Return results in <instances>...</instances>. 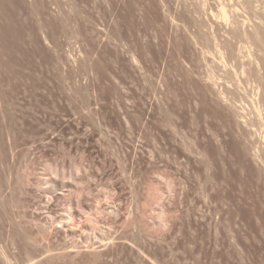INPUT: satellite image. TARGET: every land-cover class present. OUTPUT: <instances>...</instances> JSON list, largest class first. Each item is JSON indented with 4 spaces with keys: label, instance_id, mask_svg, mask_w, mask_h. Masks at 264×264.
Returning <instances> with one entry per match:
<instances>
[{
    "label": "rangeland",
    "instance_id": "374dc122",
    "mask_svg": "<svg viewBox=\"0 0 264 264\" xmlns=\"http://www.w3.org/2000/svg\"><path fill=\"white\" fill-rule=\"evenodd\" d=\"M260 29L264 0H0V264H264Z\"/></svg>",
    "mask_w": 264,
    "mask_h": 264
},
{
    "label": "bare ground",
    "instance_id": "6f19581e",
    "mask_svg": "<svg viewBox=\"0 0 264 264\" xmlns=\"http://www.w3.org/2000/svg\"><path fill=\"white\" fill-rule=\"evenodd\" d=\"M223 8V7H222ZM221 17H222V19H225V22H226V19H227V16H226V12L224 11V9H221ZM231 16V15H230ZM236 19V18H235ZM236 25V24H235ZM254 25V24H253ZM237 28H238V26H237ZM237 30H239V29H237ZM242 30H240V31H236L235 30V32H233V33H235V35H237V36H235V37H240L241 35H245V36H247L248 37V34H246V32H245V30H243L242 32H241ZM259 31H261V32H259ZM248 33V32H247ZM251 33V32H250ZM245 36H242V38L241 39H243ZM249 37H251V38H249ZM248 37V42H249V39H251L250 40V42H251V44H256L255 46L257 47V48H259V50H258V52H261L260 54H261V56H262V54H263V56H264V33H263V31L260 29V30H258V31H255V32H252L251 34H250V36ZM244 39H246V38H244ZM264 58V57H263ZM257 93V92H256ZM255 94V93H254ZM253 94V95H254ZM247 95V94H246ZM257 95V94H256ZM237 100V99H236ZM245 100V99H244ZM231 101V100H230ZM239 101V100H238ZM243 101V100H242ZM248 101V100H247ZM245 102V101H244ZM237 104H238V102H236ZM254 103H256L255 101H254ZM253 103V105H255ZM258 103V102H257ZM243 104H245V103H243ZM260 104H262V103H260ZM259 105V104H258ZM233 106V105H232ZM236 106V105H235ZM243 106V105H242ZM256 106V105H255ZM254 106V108H255V110H257V109H260V107L259 108H257L256 109V107ZM262 106V105H261ZM258 107V106H257ZM263 108V107H262ZM236 109H237V107H236ZM254 110V111H255ZM259 112H260V110H259ZM261 113V112H260ZM245 114V113H244ZM259 115V117L261 116V114H258ZM240 117H242L241 115H240ZM263 120H264V117H261ZM260 118V119H261ZM243 119H244V117H243ZM247 119V118H246ZM242 120V119H241ZM262 120V121H263ZM255 121V120H254ZM243 123V122H242ZM256 123V122H255ZM259 126V125H258ZM260 127V126H259ZM258 127V128H259ZM262 127V126H261ZM250 129H251V127H250ZM253 129H256V128H253ZM11 130V129H10ZM261 130H263V129H261ZM262 141H264V136L262 137ZM18 144V143H17ZM14 145V144H13ZM23 145V144H22ZM17 147H19V144H18V146ZM16 148V147H15ZM14 149V148H13ZM258 153V152H257ZM256 153V154H257ZM256 156V155H255ZM257 157V156H256ZM51 171H52V173L54 172H56L57 173V169H55V168H53V169H51ZM51 171H50V173H51ZM9 172V171H8ZM60 172V171H59ZM6 175V174H5ZM4 175V176H5ZM8 175V174H7ZM53 175H57V174H53ZM65 174H63V176H64ZM60 177H61V174H60ZM65 177V176H64ZM11 178V177H10ZM66 178V177H65ZM1 182V181H0ZM10 186V185H9ZM1 188V187H0ZM7 188V187H6ZM2 193V192H1ZM12 193V192H11ZM3 195V194H2ZM12 195V194H11ZM6 197V196H5ZM48 198V197H47ZM8 199V198H7ZM14 199V198H13ZM10 200V199H9ZM1 202H2V200H1ZM11 204H13V202L11 203ZM3 206V205H2ZM99 206V205H98ZM3 208V207H2ZM98 208V207H97ZM70 209V208H69ZM97 212H95V213H98V210H96ZM101 213V212H100ZM66 214V213H65ZM93 214V213H92ZM88 215V214H87ZM97 215V214H96ZM90 216H92V215H90ZM90 216H87V217H89L88 218V224H90V226H89V228L88 229H86V230H89L88 232H92V231H94V230H96L97 229V224L99 223L98 221L96 222V219H97V217L95 218L94 216H92V217H90ZM98 216V215H97ZM1 219V218H0ZM60 221H63V222H65V221H67V220H65V218L64 217H62L61 218V220ZM87 221V220H86ZM62 222V223H63ZM74 222V221H73ZM58 224L60 223V222H57ZM65 224H67V223H65ZM0 225H1V223H0ZM60 225V224H59ZM99 225V224H98ZM54 227V226H53ZM63 227V226H62ZM71 227H73V226H71ZM13 228V227H12ZM16 229V228H15ZM67 229V228H66ZM69 229V228H68ZM4 230H5V228H4ZM51 230V229H50ZM50 230H47V231H50ZM102 230V229H101ZM12 232V231H11ZM15 232V231H14ZM45 232V231H44ZM43 232V233H44ZM83 232V231H82ZM0 233H1V230H0ZM46 234H47V232H45ZM44 233V234H45ZM17 234V233H16ZM22 235H23V233H21ZM43 234V236H46V235H44ZM12 235V234H11ZM25 235V234H24ZM42 235V234H41ZM40 235V236H41ZM48 235V234H47ZM43 236H42V239H43ZM16 237H17V235H16ZM11 238V237H10ZM29 238V237H28ZM27 238V239H28ZM3 239V238H2ZM25 239V238H24ZM31 239H33V238H31ZM17 240V239H16ZM4 241V240H3ZM28 241H29V239H28ZM31 241H34V240H31ZM37 241V240H36ZM4 242H6V241H4ZM13 242V241H12ZM11 242V243H12ZM8 243V242H7ZM14 243V242H13ZM35 243V242H34ZM25 244H26V242H25ZM15 244H13V246H14ZM17 245V244H16ZM5 246H6V244H5ZM19 246V245H18ZM1 247V246H0ZM2 248V247H1ZM8 248V247H7ZM11 248V247H10ZM15 248V247H14ZM19 248L20 247H18V249L17 250H19ZM24 247H22V249H23ZM3 249V248H2ZM26 249V248H25ZM8 250H10V249H8ZM7 250V251H8ZM16 250V251H17ZM38 250V249H37ZM1 251H4V250H1ZM6 251V250H5ZM15 251V250H14ZM20 251V250H19ZM35 251V250H34ZM21 252H23V251H21ZM26 252V251H25ZM28 252V251H27ZM30 252H32V251H30ZM36 252V251H35ZM1 253V257H3L2 259L3 260H5V262L4 263H6V261H9V260H7L8 259V257L6 256V253L4 254L3 252H0ZM13 253V252H12ZM18 253V252H17ZM16 253V254H17ZM45 253V252H44ZM39 254V253H38ZM10 255V254H9ZM15 255V254H14ZM22 255V254H21ZM11 256H12V254H11ZM16 257V256H15ZM14 257V258H15ZM20 257V256H19ZM52 257V256H51ZM50 257V258H51ZM47 258V257H46ZM9 259H10V257H9ZM13 259V258H12ZM1 260V259H0ZM2 260V261H3ZM17 260V259H16ZM15 260V261H16ZM11 262H12V260H10ZM42 261V260H41ZM51 261V260H50ZM43 262V261H42ZM15 264H16V262H14ZM19 263H20V260H19ZM8 264V263H7Z\"/></svg>",
    "mask_w": 264,
    "mask_h": 264
}]
</instances>
